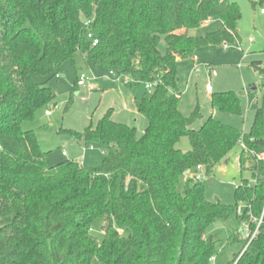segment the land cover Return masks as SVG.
<instances>
[{
  "label": "trees",
  "instance_id": "obj_1",
  "mask_svg": "<svg viewBox=\"0 0 264 264\" xmlns=\"http://www.w3.org/2000/svg\"><path fill=\"white\" fill-rule=\"evenodd\" d=\"M241 17L231 0H0V264H213L222 240L210 228L261 216L264 84L248 132L204 119L199 105L184 116L177 97L179 60L204 45L237 43ZM214 19L215 31L190 35ZM77 54L137 83L157 82L137 102L148 120L141 137L135 126L114 121L111 109L95 128L70 131L78 143L109 149L92 169L73 160L50 166V152L22 128L37 111L55 106L51 81L66 61L78 69ZM253 65L264 76L261 62ZM210 100L221 112L241 113L233 91ZM184 136L187 152L177 148ZM238 146L241 175L249 172L252 180L235 188V204L210 201L198 175L211 177ZM97 219L101 240L93 234ZM228 241H240L239 235ZM241 252L231 264H264V225Z\"/></svg>",
  "mask_w": 264,
  "mask_h": 264
},
{
  "label": "rangeland",
  "instance_id": "obj_2",
  "mask_svg": "<svg viewBox=\"0 0 264 264\" xmlns=\"http://www.w3.org/2000/svg\"><path fill=\"white\" fill-rule=\"evenodd\" d=\"M231 1L239 6L242 13L237 28L239 40L237 43H228L227 48L224 44L201 46L195 50L193 57L178 62V84L182 92L180 107L183 115L189 117L199 105L204 119L212 116L242 132H248L263 100L264 76L253 64L261 62V67H264V2ZM217 24L216 19L210 20L208 24L192 29L189 33L205 37L216 30ZM160 49L165 51L164 41H161ZM76 65L78 69L71 61H66L60 68L59 77L51 81L56 92L55 106L52 104L49 107L51 115L46 113V109H41L33 119L24 121L22 128L34 131L41 148L50 152L47 160L50 166L64 160H73L84 168L92 169L102 164L109 149L103 143H92L86 148L80 146L70 131L83 133L89 127L95 128L98 121L111 109L114 121L135 126L137 135L141 137L148 120L137 110V102L145 93L146 86L137 82L125 84L119 74L113 76L109 70L95 68L81 54L76 55ZM82 72L96 78L93 82L94 90H89L87 85L76 87L77 77ZM38 80L41 81L42 78ZM208 86L213 91L208 90ZM226 91H233L240 96V114L224 113L212 107L211 95ZM204 119L198 120L193 128H198ZM177 148L183 152L189 151V138L182 137ZM64 151L67 156L63 155ZM239 153L238 146L228 155L227 162L216 167L211 177L201 178L206 197L210 201L233 205L235 188L243 178L252 180L249 172L241 175ZM102 223V220L97 219L93 226V234L100 240L104 235ZM237 227V221L232 217L228 221L217 222L210 228V233L217 234L222 240L215 264H231L235 255L243 249L240 237L238 242L228 241V237L236 233Z\"/></svg>",
  "mask_w": 264,
  "mask_h": 264
},
{
  "label": "built area",
  "instance_id": "obj_3",
  "mask_svg": "<svg viewBox=\"0 0 264 264\" xmlns=\"http://www.w3.org/2000/svg\"><path fill=\"white\" fill-rule=\"evenodd\" d=\"M91 23H92V21L88 20V21H86L85 25L89 26ZM87 37L93 41V45L98 44V39H96L94 37L93 33L90 30H88V32H87ZM224 47L227 48L228 43H225ZM194 58H195V60L197 59L196 56ZM109 73H110V75H113V76L117 75V73L113 70H111ZM57 77H59V76H57ZM119 78L123 79L125 84H131V83L135 82L134 79H132L131 77L126 76V75L119 74ZM95 80H96V78L91 77L90 75L82 72L79 75V77L77 78V86L81 87V86L87 85L89 90L92 91L95 89L94 84H93V82ZM156 84H157V82L146 83L145 86H146V89L152 90ZM211 89H212V87L208 86V90H211ZM177 97H181V95L178 94ZM46 113L48 115H51L50 110H47ZM239 146L241 148H245V145L242 141L239 142ZM257 157H258V159H264V153H262L261 155H258ZM238 159H239V155H238ZM199 169H201V168L199 167ZM198 178L201 179V178H203V176L199 174ZM244 209H245V204H240L238 207V214L240 216H243ZM248 216H250L249 220L248 221L242 220V222L238 225V227L236 229V233L239 235L241 240L243 242H245V245L242 249L241 255L248 249V247L253 242V240H255L257 238V236L260 232L261 226L264 225V209H263V212L259 218L254 217L251 213H249ZM212 261H213V264H215V258H213Z\"/></svg>",
  "mask_w": 264,
  "mask_h": 264
},
{
  "label": "crops",
  "instance_id": "obj_4",
  "mask_svg": "<svg viewBox=\"0 0 264 264\" xmlns=\"http://www.w3.org/2000/svg\"><path fill=\"white\" fill-rule=\"evenodd\" d=\"M208 23H209V21H208V22H205L203 25H206V24H208ZM203 25H202V26H203ZM196 60H197V59H196ZM179 61H180V60H179ZM253 89H255V88H253ZM210 91H213V88H212ZM181 94H182V92H181ZM79 145H80V146H85V148L88 146V145H84V144H81V143H79ZM64 153H65V154H64ZM63 155H64V156H67V152L64 151V152H63ZM82 157L84 158V155H83Z\"/></svg>",
  "mask_w": 264,
  "mask_h": 264
}]
</instances>
